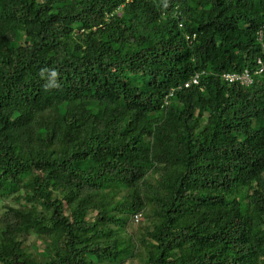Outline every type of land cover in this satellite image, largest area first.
Segmentation results:
<instances>
[{
    "label": "trees",
    "instance_id": "16d2710c",
    "mask_svg": "<svg viewBox=\"0 0 264 264\" xmlns=\"http://www.w3.org/2000/svg\"><path fill=\"white\" fill-rule=\"evenodd\" d=\"M0 25V264H264V72L223 77L264 67V0H0Z\"/></svg>",
    "mask_w": 264,
    "mask_h": 264
},
{
    "label": "built area",
    "instance_id": "2783aa9c",
    "mask_svg": "<svg viewBox=\"0 0 264 264\" xmlns=\"http://www.w3.org/2000/svg\"><path fill=\"white\" fill-rule=\"evenodd\" d=\"M186 39L189 40L190 37L187 36ZM257 63L259 65H262L261 59H258ZM263 72H264V67L261 66L260 69L254 73H252L250 71V69H245L241 73L224 74L223 77L231 83H239V84L244 85V86H250L254 82V75H256V76L261 75V74H263ZM198 83H199V74H196L192 77V79L189 82L185 83L184 86L187 88L191 85L198 84ZM170 95H172V93ZM141 219H142L141 213H137L133 216V222L134 223H139L141 221Z\"/></svg>",
    "mask_w": 264,
    "mask_h": 264
},
{
    "label": "rangeland",
    "instance_id": "374dc122",
    "mask_svg": "<svg viewBox=\"0 0 264 264\" xmlns=\"http://www.w3.org/2000/svg\"><path fill=\"white\" fill-rule=\"evenodd\" d=\"M0 32L5 33L11 37H14L15 36V27L0 25ZM149 246L152 247L151 245H149Z\"/></svg>",
    "mask_w": 264,
    "mask_h": 264
},
{
    "label": "clouds",
    "instance_id": "9594fccd",
    "mask_svg": "<svg viewBox=\"0 0 264 264\" xmlns=\"http://www.w3.org/2000/svg\"><path fill=\"white\" fill-rule=\"evenodd\" d=\"M179 26H180V27H182V26H183V24L181 23ZM187 36H189V37H190V39H194V38L196 37V35H192V36H190V35H186V37H187ZM190 39H189V40H190Z\"/></svg>",
    "mask_w": 264,
    "mask_h": 264
}]
</instances>
